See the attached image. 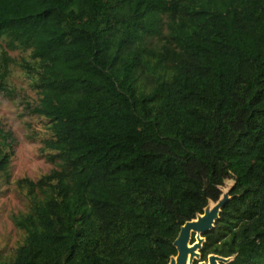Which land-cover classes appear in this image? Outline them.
Segmentation results:
<instances>
[{"label":"trees","instance_id":"obj_1","mask_svg":"<svg viewBox=\"0 0 264 264\" xmlns=\"http://www.w3.org/2000/svg\"><path fill=\"white\" fill-rule=\"evenodd\" d=\"M0 43L53 164L15 180L0 264H168L227 179L201 259L264 264V0H0ZM12 150L0 130L6 178Z\"/></svg>","mask_w":264,"mask_h":264},{"label":"rangeland","instance_id":"obj_2","mask_svg":"<svg viewBox=\"0 0 264 264\" xmlns=\"http://www.w3.org/2000/svg\"><path fill=\"white\" fill-rule=\"evenodd\" d=\"M1 49V43H0ZM10 55L19 56L12 51ZM7 89L0 91V130L10 133L13 153L8 167V177L0 174V253L8 254L21 237L9 216L22 210L24 203L15 188V180L27 176L37 178L53 164L38 153L39 141L45 135L39 119L27 113L26 105L36 103L37 92L30 86L31 79L19 68L11 66ZM224 181V187L230 184Z\"/></svg>","mask_w":264,"mask_h":264},{"label":"water","instance_id":"obj_3","mask_svg":"<svg viewBox=\"0 0 264 264\" xmlns=\"http://www.w3.org/2000/svg\"><path fill=\"white\" fill-rule=\"evenodd\" d=\"M230 181L227 187L224 184L220 186L221 193L216 201L209 199L201 213H196L194 218L180 226L173 241L176 253L170 256L168 264H193L194 261L197 264H225L232 260L233 256L224 257L214 253L201 259L204 234L213 228L222 207L230 199V190L234 184L233 180Z\"/></svg>","mask_w":264,"mask_h":264}]
</instances>
